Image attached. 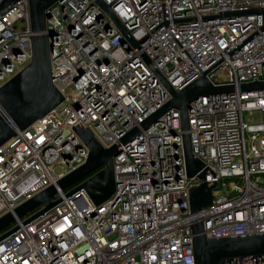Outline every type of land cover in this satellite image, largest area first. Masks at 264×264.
I'll list each match as a JSON object with an SVG mask.
<instances>
[{
	"label": "built area",
	"instance_id": "2783aa9c",
	"mask_svg": "<svg viewBox=\"0 0 264 264\" xmlns=\"http://www.w3.org/2000/svg\"><path fill=\"white\" fill-rule=\"evenodd\" d=\"M3 0H0V3ZM60 0L47 24L51 82L62 102L0 145V216L81 166L88 156L73 129L102 148L155 113L202 73L231 94L200 96L188 129L171 109L113 157L115 190L91 209L85 192L64 197L0 241V264H194L191 226L206 238L264 233V0ZM245 12L233 17L226 12ZM263 27V28H262ZM27 0L0 14V86L31 60ZM148 60L157 73L146 64ZM11 124V122H10ZM207 170L187 177L182 135ZM214 184L196 213L189 189Z\"/></svg>",
	"mask_w": 264,
	"mask_h": 264
},
{
	"label": "water",
	"instance_id": "95a60500",
	"mask_svg": "<svg viewBox=\"0 0 264 264\" xmlns=\"http://www.w3.org/2000/svg\"><path fill=\"white\" fill-rule=\"evenodd\" d=\"M16 0H3L0 3V14L8 5ZM60 0H27L29 28L33 35L30 38L31 60L28 65L12 76L0 86V145L15 135L16 130H24L34 121L42 118L63 100L61 94L51 82L50 72V40L54 33L47 20L50 18L52 5ZM98 7L112 18L121 36L133 45L129 33L115 18L108 5L96 0ZM245 12H226L233 17ZM246 13H260L263 17L264 9L251 10ZM262 27V28H263ZM155 73L152 64L144 58ZM161 81L167 88L170 99L155 113L148 116L138 127L132 128L120 139V144L102 148L88 129L74 128V136L82 141L88 149L86 161L30 199L19 204L12 211L0 216V241L17 230L16 219L25 217L21 222L27 224L61 201L56 197V187L66 190L64 197L74 196L83 190L88 197L91 209L99 208L114 193L115 178L113 174V157L119 154L121 146L135 139L140 130H145L160 120L161 116L174 109L179 113L180 128L188 129L186 110L189 104L200 96L214 94H231L233 86H213L202 73L179 91H174L168 82L160 75ZM240 91H262L264 80L239 85ZM11 122V124H10ZM185 169L187 177L197 175L204 179L207 173L202 163L191 152L189 136L182 135ZM214 184L201 182L189 189V208L196 213L211 202V190ZM202 223L196 222L191 226L192 251L194 264H264V233L237 235L220 238H206L202 234Z\"/></svg>",
	"mask_w": 264,
	"mask_h": 264
}]
</instances>
